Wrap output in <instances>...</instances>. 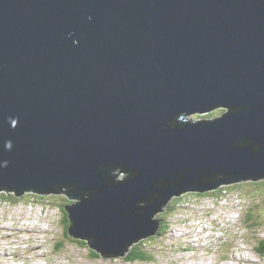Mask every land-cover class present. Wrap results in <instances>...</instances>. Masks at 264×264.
I'll list each match as a JSON object with an SVG mask.
<instances>
[{
  "label": "water",
  "instance_id": "water-1",
  "mask_svg": "<svg viewBox=\"0 0 264 264\" xmlns=\"http://www.w3.org/2000/svg\"><path fill=\"white\" fill-rule=\"evenodd\" d=\"M248 179L264 0H0V190L82 200L69 235L118 258L173 197Z\"/></svg>",
  "mask_w": 264,
  "mask_h": 264
},
{
  "label": "rangeland",
  "instance_id": "rangeland-1",
  "mask_svg": "<svg viewBox=\"0 0 264 264\" xmlns=\"http://www.w3.org/2000/svg\"><path fill=\"white\" fill-rule=\"evenodd\" d=\"M247 182L235 190L220 185L203 193L205 199L191 194L171 199L168 207L178 204L175 212L161 211L153 218L168 217L163 224L169 231L144 247L152 256L148 263H130L124 257L95 258V250L69 238L63 223L65 207L82 200L53 195L40 201L22 195L20 202L0 201V264H264L253 263L250 257V251L264 241V179ZM195 207L215 209L195 216L200 213ZM250 215L255 223L249 221ZM185 218L191 223L188 229ZM61 240L63 251L57 247Z\"/></svg>",
  "mask_w": 264,
  "mask_h": 264
},
{
  "label": "clouds",
  "instance_id": "clouds-1",
  "mask_svg": "<svg viewBox=\"0 0 264 264\" xmlns=\"http://www.w3.org/2000/svg\"><path fill=\"white\" fill-rule=\"evenodd\" d=\"M260 180H263V179H260ZM260 180H257V181H260ZM241 182H247V180L246 181H244V180H241V181H238V183H241ZM252 183H255V181H253L252 180ZM236 183H232V184H227V185H222V186H230V188L232 189V190H235L236 188H238V186H234ZM217 188V187H216ZM222 189H224V191H228V190H225L226 189V187H224V188H222ZM211 191V190H210ZM0 193L1 194H3V191H0ZM7 193V195L10 197V196H12V194H13V192H6ZM203 193H205V192H194V191H191V192H186V193H183L182 195H180V196H177V197H173L172 198V201L173 200H178L180 197H182V196H186V195H189V194H191V195H194L195 197H197L198 199H205V196H204V194ZM54 195H62L63 197H68L67 196V194H63V193H57V194H55V193H53ZM53 194H40V193H37V192H33V191H28V192H25L23 195L25 196V197H27V199L28 200H32V199H35V200H38V199H40V201L42 200V199H45L46 198V196H48V197H53ZM17 198H19L20 199V196H17ZM69 198V197H68ZM21 200H19V202H20ZM53 201V200H52ZM171 201V200H170ZM10 203H12L11 201H9ZM75 203H73V205H74ZM38 205V204H37ZM52 205H53V203H52ZM68 207H69V205H67ZM66 206V207H67ZM177 206H178V204H174V205H171L170 207H168V204L164 207V208H171L170 210H167V212L171 215V214H173V212H175V210L177 209ZM66 207H65V211H66ZM163 208V209H164ZM184 208H180V210H183ZM194 209H198V210H200V213L198 214V215H195V216H200V215H202V216H206V213H209L211 210H213V209H215V208H204V211H202V208H197V207H195ZM225 209V208H224ZM22 213H24L23 211H22ZM226 213V212H225ZM66 214H68L67 213V211H66ZM225 215H228L227 213L225 214ZM244 218L245 217H243V220H244ZM164 220L165 219H169L168 217L167 218H163ZM185 222H184V224H186V227H187V229H188V225H191V223H188V221H189V219H186L185 218ZM238 220V219H237ZM246 220H247V218H246ZM155 221H158V219H156ZM249 221L250 222H253V223H255L254 221H253V218L251 217V215H250V218H249ZM64 222V221H63ZM159 223H160V221H159ZM161 225H162V223H160ZM161 225H159V227H158V229H160V227H161ZM164 225V224H163ZM200 226V225H199ZM206 229V228H205ZM212 229H214V228H212ZM212 229H206V231L208 232H210V231H212V232H210V233H214L216 230H212ZM169 231V228L168 227H166V230L164 231V232H168ZM206 232V233H207ZM205 233V234H206ZM158 232L156 231V234L154 235V236H151V237H148L149 239H155L156 237L158 238ZM156 236V237H155ZM148 238H142V240L144 239L145 241H147L146 239H148ZM160 238V237H159ZM141 240V241H142ZM148 242V241H147ZM258 242H259V240H258ZM247 242H245V245H247L246 244ZM249 243V242H248ZM261 243H262V245H261ZM137 244V243H136ZM249 245V244H248ZM132 247V246H131ZM130 247V248H131ZM233 253H235L236 254V252H235V250L233 251ZM250 253H253V257L250 255V257H251V259H252V262L253 263H255V262H263L264 261V241L262 240L261 242H260V246L258 247V245L256 246V249H255V247L253 248V250L252 251H250ZM249 253V254H250ZM26 255V254H25ZM14 259V258H13ZM12 259V260H13ZM226 261H228V260H226ZM225 261V262H226Z\"/></svg>",
  "mask_w": 264,
  "mask_h": 264
},
{
  "label": "trees",
  "instance_id": "trees-1",
  "mask_svg": "<svg viewBox=\"0 0 264 264\" xmlns=\"http://www.w3.org/2000/svg\"><path fill=\"white\" fill-rule=\"evenodd\" d=\"M249 182H251V181H249ZM241 184H245V182L239 183L237 185L239 186ZM0 191H3V194L0 193V201L1 202H4L5 200L11 201V202H19L20 199L17 198V193L16 192H13L12 196L9 197L7 195V193H6L7 190H0ZM170 209L171 208H168L167 210H170ZM64 215H65V218H64L65 220H64L63 223L66 224V234H67V236H69V238H71V236L69 235V228L71 226V222H70V220L68 218V214H64ZM66 215H67V217H66ZM158 221H160V223H162V226L160 227V230L158 231V234H157L158 237H160L161 235L164 234V231L166 230V227H165V225H163V223H164V219L163 218L159 217ZM73 239H74L73 240L74 242L81 243V244L85 245V248L91 249L87 242L79 240V239H75V238H73ZM151 240L152 239L147 240V241L150 242ZM147 241H145L143 239L142 242L137 243V245H133L129 249V251L126 253V256L123 258V260H125L127 262H130V263H133V262L148 263V262H150L151 259H152V256L148 253V251H146L144 249V247L147 246V243H148ZM57 247H58L59 250L63 251V248H64L63 240H61V241H59L57 243ZM89 251L91 253L94 252V251H91V250H89ZM93 254L95 255V258L101 257V254L98 253V252H94Z\"/></svg>",
  "mask_w": 264,
  "mask_h": 264
},
{
  "label": "bare ground",
  "instance_id": "bare-ground-1",
  "mask_svg": "<svg viewBox=\"0 0 264 264\" xmlns=\"http://www.w3.org/2000/svg\"><path fill=\"white\" fill-rule=\"evenodd\" d=\"M248 180H249V179H248ZM248 180H247V181H248ZM249 181H251V182H252V180H249ZM241 183H242V182H241ZM237 184H239V183H236V185H237ZM237 186H238V185H237ZM51 194H53V193H51ZM53 195H54V194H53ZM20 197H21V196H20ZM27 207H28V206H27ZM162 210H163V211H166V210H167V208H164V209H162ZM159 225H161V224L159 223ZM242 258H243V257H242ZM242 258H241V259H242Z\"/></svg>",
  "mask_w": 264,
  "mask_h": 264
}]
</instances>
